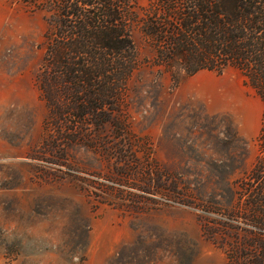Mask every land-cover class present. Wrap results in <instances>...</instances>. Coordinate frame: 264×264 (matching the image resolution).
<instances>
[{
	"label": "rangeland",
	"instance_id": "374dc122",
	"mask_svg": "<svg viewBox=\"0 0 264 264\" xmlns=\"http://www.w3.org/2000/svg\"><path fill=\"white\" fill-rule=\"evenodd\" d=\"M48 17L0 0V264H253L238 193L260 153L258 90L233 66L176 84L139 23L114 122L46 144Z\"/></svg>",
	"mask_w": 264,
	"mask_h": 264
},
{
	"label": "trees",
	"instance_id": "16d2710c",
	"mask_svg": "<svg viewBox=\"0 0 264 264\" xmlns=\"http://www.w3.org/2000/svg\"><path fill=\"white\" fill-rule=\"evenodd\" d=\"M14 1L49 14L37 76L49 112L46 144L75 142L89 126L114 122L138 67L133 28L139 23L156 63L176 84L201 70L233 66L264 100V0H151L146 8L137 0ZM259 145L238 193V211L262 243L253 264H264V120Z\"/></svg>",
	"mask_w": 264,
	"mask_h": 264
},
{
	"label": "bare ground",
	"instance_id": "6f19581e",
	"mask_svg": "<svg viewBox=\"0 0 264 264\" xmlns=\"http://www.w3.org/2000/svg\"><path fill=\"white\" fill-rule=\"evenodd\" d=\"M4 21H5V18L0 19V28L3 27V23H4ZM5 23H6V22H5Z\"/></svg>",
	"mask_w": 264,
	"mask_h": 264
}]
</instances>
